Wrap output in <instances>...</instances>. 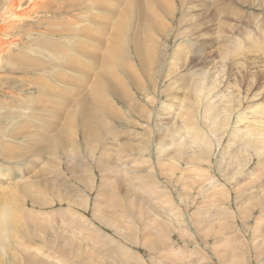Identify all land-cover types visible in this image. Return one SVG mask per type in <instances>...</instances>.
Returning <instances> with one entry per match:
<instances>
[{
	"label": "rangeland",
	"instance_id": "1",
	"mask_svg": "<svg viewBox=\"0 0 264 264\" xmlns=\"http://www.w3.org/2000/svg\"><path fill=\"white\" fill-rule=\"evenodd\" d=\"M41 1L54 4L53 0H24L27 3L16 14L30 17V10H26L30 7L41 14L47 10L40 9ZM104 1L62 0L64 6L51 5L46 16H36L38 20L19 22L14 16H6L0 22L6 35L0 38V170H7L6 176L0 174V179L6 181L0 183V194L4 192L0 195V229L5 230L0 236V264H264V121L260 120L263 116L256 115V108L260 113L264 111V9L256 6V0L253 4L226 0V4L231 1L235 11L227 9L225 0L221 6L212 1L207 10L214 16L204 20L198 19L201 8L194 7L201 0H173L174 17L167 19L168 15L163 14L167 20L154 21L165 30L164 34L148 29L153 46L149 41L144 46L147 71L154 62L156 65L155 72L147 73L134 59L132 38L139 29L132 30V23L121 29L118 22L122 14L127 16V0ZM258 2L264 4L263 0ZM65 3L74 4L76 11L65 14L69 10ZM105 7L114 14L109 15ZM3 9L6 6L0 5ZM200 21L213 25L190 30ZM116 27L129 29V43L123 33L113 39ZM83 28L91 42L84 37ZM100 28L101 35L97 36ZM186 30H190L189 35H182ZM93 33L98 39H93ZM109 39L115 41L110 44L115 64L103 62L104 68L96 73L112 85L113 92L106 87L91 88L96 74L88 65L93 61L101 64L100 58H108L94 47L99 40L105 51ZM181 41L185 51L180 48L182 53L177 52L176 58L179 62L180 56L186 59L194 84H199L197 78L206 72L208 78L223 70L218 89L206 92L204 99V93L200 94L197 102L193 82L182 81L181 73L176 76L179 79L167 80L165 76L171 53ZM222 41L232 48L239 45L244 53L235 60L221 62ZM195 44L197 47L191 51ZM256 45L261 55H257ZM18 53L25 55V69L9 73L14 68L6 60ZM205 55L213 63L205 69L194 66ZM70 56L78 58V65H73H80L79 74L69 71L66 62ZM89 56L94 60H85ZM50 65L57 68L50 69ZM83 72L89 77L84 78ZM5 75L10 78L9 85L3 82ZM127 75L139 80V86ZM82 96L86 99L81 100ZM215 96L220 104L212 103L208 115L205 106ZM90 98L99 105L96 115L88 105ZM80 102H86V117L81 116L82 106L76 105ZM165 105L172 109L163 114ZM161 131L165 137L160 136ZM256 133L263 135L262 141ZM187 134L204 139L198 145L193 142V146ZM175 138H180L178 147V142L171 144ZM200 143L207 149L202 145L201 149ZM49 165H54L55 174H51ZM139 170L144 176L140 183L133 179ZM18 173L24 185L16 183ZM9 212L17 216H9L10 222L3 224Z\"/></svg>",
	"mask_w": 264,
	"mask_h": 264
},
{
	"label": "bare ground",
	"instance_id": "2",
	"mask_svg": "<svg viewBox=\"0 0 264 264\" xmlns=\"http://www.w3.org/2000/svg\"><path fill=\"white\" fill-rule=\"evenodd\" d=\"M27 2H30V1H32V0H26ZM61 1L62 0H58V1H56V0H53L52 2L54 3V4H50L48 1H41L40 3H41V7H40V9H42V10H48V8L52 5V7L53 6H55L56 5V8L58 7V5L59 6H64V4L62 5V3H61ZM82 1H84V0H82ZM86 1H88V0H86ZM107 1V2H106ZM118 2L119 1H121V0H117ZM122 1H124V0H122ZM202 2L200 3V4H195V5H197V6H194V7H196L195 9H198V8H201V14H198L200 17L198 18V19H201V18H204V20H205V18L206 17H211V16H214L213 14H211L210 13V11L209 10H207V6L212 2V1H216L217 2V4L219 5V6H221V5H224L223 4V0H201ZM234 1V0H233ZM248 1H249V3H252L254 0H246V3H248ZM264 1V0H263ZM3 2V3H2ZM24 2V0H0V5H5L6 6V10L5 9H3V12L0 10V22H3L4 21V17H10V16H14V18H16V19H18V20H21V21H19V22H25L26 20H27V18H30V19H33V20H38L37 19V17L36 16H46L47 14H46V11H44V12H41V14H40V12H35L34 13V8H32V7H30V8H27L26 10H30V17H23V16H21V15H17L16 14V12H17V10L21 7V6H23V5H25L26 3H23ZM195 2H197V1H195ZM231 2V1H230ZM229 2V4L227 3L226 4V0H225V6L227 7V9L228 10H234V6L231 4ZM235 2V1H234ZM233 2V3H234ZM238 2V1H237ZM255 2V1H254ZM253 2V3H254ZM257 2V3H256ZM256 6L257 5H259V7L260 8H262V9H264V4L262 3V4H260L259 2H258V0H256ZM85 3V2H84ZM84 3H83V5H84ZM188 3H190V2H188ZM194 3V2H193ZM199 3V2H198ZM252 3V4H253ZM103 4H109L108 3V0H105L104 2H103ZM126 4H127V7H126V9H124V12L126 13V15L127 16H123V14H122V16L120 17V19H118V22L120 23L119 25H120V28L121 29H124L123 27L126 25V24H128V23H132V24H134V26H132L131 27V29L132 30H137V29H139V34L136 36V34H134L133 35V38H132V48H133V52H134V59L136 60V62L138 63V65H139V68H141V70L142 71H147V69L149 68H147L146 66H147V64H146V59H145V56H144V50H145V45H146V43L149 41V35H148V31L150 30V31H152L153 33H156V32H158V33H162V34H164V29H161L160 30V28H159V26L154 22V21H156V20H158V18H159V20H162V19H166L164 16H162L163 14H167L168 15V18L167 19H172L173 17H174V10H173V8H172V6H173V0H127V2H126ZM143 4H144V6H145V8L143 7ZM167 4V5H166ZM169 4V5H168ZM65 5H68L67 7H68V9L69 10H67V11H65V14L66 13H70V12H73V11H76V6L74 5V4H72V3H65ZM99 5V4H98ZM235 5V4H234ZM124 6V5H123ZM186 6V5H185ZM188 6V5H187ZM191 6H192V4H191ZM193 6L191 7V8H193ZM233 6V7H232ZM3 7V6H2ZM51 7V8H52ZM99 7V6H98ZM190 7V6H189ZM50 8V9H51ZM186 8V7H185ZM183 9L184 11L186 10V9ZM49 9V10H50ZM80 9V8H79ZM98 9V8H97ZM187 9H188V7H187ZM255 9V8H254ZM93 10H95V9H93ZM105 11H107V12H109V15H112V14H114V13H112L111 11H114V10H112V9H109V8H106L105 7V9H104ZM132 10L134 11V16L132 17L131 16V12H132ZM149 11V13H148V11ZM69 11V12H68ZM147 12L148 14L144 17V19H143V21L141 22V20H142V18H143V15H144V13L145 12ZM187 11V10H186ZM235 11V10H234ZM107 12H105L106 14H107ZM115 12V11H114ZM150 12L151 13H154L155 14V16H152L151 14H150ZM193 12H195V11H193ZM193 12H191V13H193ZM12 13H14V15L12 14ZM118 13V12H117ZM157 13V14H156ZM190 13V12H189ZM188 13V14H189ZM197 13V12H196ZM12 14V15H11ZM79 14V13H78ZM176 14V13H175ZM88 15V14H87ZM191 15V14H190ZM189 15V16H190ZM196 14L194 13V16H195ZM243 16H244V14H242ZM250 15V14H249ZM248 15V16H249ZM51 16V15H50ZM69 16V15H68ZM114 16V15H113ZM242 16V18L244 19V17ZM79 17V16H78ZM111 17V16H110ZM110 17H108V19H110ZM197 17V16H196ZM25 18V19H24ZM107 18V17H106ZM185 18V17H184ZM183 18V19H184ZM192 18H193V20H196V18H194L193 17V15H192ZM212 18V17H211ZM250 18V17H249ZM71 19V18H70ZM88 19V18H87ZM101 19V18H100ZM105 19V18H104ZM114 19V18H113ZM166 19V20H167ZM182 19V18H181ZM210 19V18H209ZM68 20V19H67ZM92 20H93V17H92ZM192 20V21H193ZM68 21H70V20H68ZM76 21V20H75ZM87 21V20H86ZM89 21V20H88ZM101 21H102V19H101ZM117 21V20H116ZM183 21V20H182ZM202 21H203V19H202ZM209 21H212V19H210ZM242 21H244L245 22V19L244 20H242ZM92 22V21H91ZM95 22V21H94ZM96 22H98V20L96 19ZM195 23V22H194ZM199 23V22H198ZM89 24V23H88ZM91 24V23H90ZM94 24V23H93ZM92 24V25H93ZM97 24V23H96ZM99 24V23H98ZM97 24V25H98ZM117 24V23H116ZM203 24H210L209 22H201L200 21V24H197V25H195L194 27H191V25H190V30H192V29H194V28H196V27H198V26H201V25H203ZM75 25H77L76 23H75ZM210 25H213V24H210ZM23 26V25H22ZM115 26V25H114ZM24 27V26H23ZM76 27V26H75ZM86 27V26H85ZM88 27V26H87ZM86 27V28H87ZM96 27V26H95ZM218 28H220L219 27V25L217 26ZM262 27V26H261ZM261 27H259V29L261 28ZM32 27H27L26 29H31ZM77 28V27H76ZM85 28V29H86ZM89 28H91V27H89ZM120 28H118V27H116L115 28V33H114V35L112 36L113 37V39L115 38V37H117V36H120L121 35V33H123V39L126 41V42H128L129 43V37H128V33H127V31H129V29H127L126 31L125 30H121ZM217 28V29H218ZM69 29V28H68ZM94 28H92V31H94L93 30ZM149 29V30H148ZM188 29V28H187ZM257 29H258V27H257ZM256 29V30H257ZM258 29V30H259ZM5 29L2 27V26H0V38L1 37H5L6 35H5V32H3ZM83 30H84V28H83ZM82 30V31H83ZM87 30V29H86ZM91 30V29H90ZM89 30V31H90ZM190 30H186V32L185 33H182V35H186V34H188V32L190 31ZM222 29H220V31H221ZM237 30H239V28H237ZM260 30H262V28L260 29ZM69 31V30H68ZM97 31V30H96ZM96 31H95V33H96ZM215 31V30H214ZM218 31H219V29H218ZM219 31V32H220ZM73 32V31H72ZM75 32V31H74ZM84 32V35L86 34H88L87 33V31H83ZM83 32H82V34H83ZM86 32V33H85ZM101 32V28H100V31H99V33ZM143 32V33H142ZM213 32V31H212ZM257 32V31H256ZM262 33H263V31H261ZM98 33V35L97 36H100L101 35V33L99 34ZM75 34V33H74ZM89 34H91L90 32H89ZM94 34V33H93ZM97 34V33H96ZM96 34H94V37L93 36H91V37H93V39H95V37H96V39H98L97 38V36H95ZM237 34V33H236ZM239 34V33H238ZM257 34H258V32H257ZM259 34H261V33H259ZM81 35V34H80ZM84 36V37H87V39H88V36ZM105 35V34H104ZM189 35V34H188ZM262 35V34H261ZM260 35V36H261ZM75 36V35H74ZM139 36H141V37H139ZM193 36V35H192ZM81 37H83L82 35H81ZM90 37V36H89ZM90 37V38H91ZM187 37V36H186ZM194 37V36H193ZM257 37V36H256ZM195 38V37H194ZM260 38V37H259ZM60 39H61V37H60ZM83 39V38H82ZM92 39V40H93ZM113 39H109L107 42L109 43V46L107 47V49L104 51V47L103 46H101V43H100V41L98 40H96V46L94 47L96 50H102L103 51V55L102 56H108V58H106V60H105V58L103 57V58H100V61L102 62L101 64L99 63V61H96V62H94L93 60H94V58H93V60H92V56H93V50L91 49V47L89 48V45L90 44H88V43H86V44H88L87 46H85V47H87V48H89V49H91V54H92V56H91V54H90V52H89V55L91 56H89L90 57V59H89V57H88V59H85V60H89V61H93L91 64H88V65H90V68H93V71H95V74L96 75H94V79L93 80H95L94 81V86H92L91 85V88L92 89H95V90H97L98 89V87L100 86V87H106L107 88V90H109L110 92H113V89H112V85L110 84V83H108V82H106V81H104V80H102V79H100L99 78V76H98V74L96 73L99 69H103L104 68V63L103 62H105V63H107V64H109L110 66H113L114 64H115V61H113V57H112V55L114 54V50H110V44H113V43H115V41H113ZM189 39H191V38H189ZM196 39V38H195ZM195 39H194V41H195ZM35 40V39H34ZM192 40V39H191ZM37 41V40H36ZM87 41H89V39L87 40ZM93 41H95V40H93ZM186 41V40H185ZM196 41H197V39H196ZM257 41V40H256ZM264 41V40H263ZM33 42V41H32ZM89 42H91V41H89ZM182 42H184V41H181L179 44L177 43V47L173 50V53H171L172 55H171V58H170V60H171V62H168V67L167 68H165L166 69V72H165V76H166V78H167V80H168V78H174V79H176L177 77V75L179 76L180 74H178V73H181L182 75L181 76H179L181 79H182V81H184L183 79H185V81H186V83L188 82L189 84L191 83V82H193L194 80H193V75L189 72V66L188 65H186V59L185 58H183L182 56H180V59H181V62H179V60H178V58H176V53L177 52H179V49L181 48L182 49V47L184 46L183 44H182ZM223 43H224V45L222 46V50H223V56H222V58L220 59L221 60V62H223L224 60H227V59H233V60H235L236 58H239V56L240 55H242V53H244L242 50H241V47H239V45H237L236 46V48H235V46H233V48L228 44V45H226L227 43L226 42H224V41H222ZM258 42V41H257ZM256 42V43H257ZM33 43H36V42H33ZM79 43H81V42H79ZM84 44H85V42H83ZM93 43V42H92ZM149 43H150V45H152L153 46V42L152 41H149ZM194 43V42H193ZM259 43L261 44L262 42H260L259 41ZM75 44V43H74ZM78 44V43H77ZM197 44V43H196ZM194 45V46H192V48H191V51L192 50H194L196 47H197V45ZM83 45V44H82ZM257 45H259V44H257ZM256 45V53H258L257 55H261V49L258 47ZM78 46H80L81 47V45L80 44H78ZM92 46V45H91ZM80 47H78V48H80ZM67 48H69V47H67ZM84 48V47H83ZM93 48V49H94ZM185 48V47H184ZM75 49V48H74ZM82 49V48H81ZM24 50V49H23ZM71 50V49H70ZM86 50V49H85ZM95 50V51H96ZM185 51V49H182L181 51ZM187 50V49H186ZM26 51V50H25ZM67 51H69V50H67ZM76 51H78V50H76ZM87 51V50H86ZM90 51V50H89ZM183 51V52H184ZM71 52V51H70ZM74 52H75V50H74ZM79 52H82V51H80L79 50ZM117 52V51H116ZM190 51L189 50H187V53H189ZM249 52H250V50H249ZM252 52V51H251ZM250 52V53H251ZM31 53V51H27L26 52V54H30ZM61 53V52H60ZM120 54H122L123 52H119ZM175 53V54H174ZM179 53H182V52H179ZM187 53H185V55H187ZM17 54V53H16ZM16 54H12L7 60H6V64H8V65H12L13 66V68H14V71L13 72H9V73H12V74H14L15 73V71H17V72H21V71H23L25 68L23 67L24 65H22V61H23V59H22V56H25L24 54L23 55H21L20 56V54L18 53V55H16ZM82 54V53H81ZM81 54L79 55V56H81ZM85 54H87V53H85ZM96 54H98V53H96ZM252 54V53H251ZM77 55V54H76ZM88 55V54H87ZM178 55V54H177ZM181 55H184V53L183 54H181ZM244 55H246V54H244ZM60 56L61 55H58V57H57V59H59L60 58ZM179 56V55H178ZM71 57V59L70 58H68V60H67V62H66V65H67V67H68V69H69V71H72L73 73H75V74H79L80 73V69L81 68H79V66L78 67H75L73 64H77L78 62L77 61H75V59L77 60L78 58H72V56H70ZM75 57V56H74ZM170 57V56H169ZM183 59H182V58ZM186 57V56H185ZM83 58H85V57H83ZM241 58V57H240ZM80 59V58H79ZM97 59V58H96ZM102 59V60H101ZM169 59V58H168ZM243 59H245V58H243ZM248 59V58H247ZM84 59L82 60V61H85ZM183 60V61H182ZM223 60V61H222ZM239 60H241V59H239ZM230 61H232V60H230ZM30 62H32V61H28V64L30 63ZM236 62H238V60L236 61ZM82 63H85V62H81V64ZM208 63H209V65H210V63H213V61L212 60H209V57L208 56H202L198 61H196V62H194L193 64H194V66H200L202 69H205L206 67H208ZM227 63V62H226ZM34 64H37V62H35L34 61ZM99 64H100V67H99ZM154 64H155V62H154ZM154 64H153V67L152 68H150L148 71H147V73H149V71L151 70V71H154L155 72V66H154ZM78 65V64H77ZM84 65V64H83ZM85 65H87L86 63H85ZM85 65H84V67L83 66H81V67H83V68H85ZM122 65V64H121ZM156 65V64H155ZM228 65V64H227ZM231 65V64H230ZM119 66H120V64H119ZM222 66H223V68L224 67H226V64H223L222 63ZM232 66V65H231ZM22 67V68H21ZM51 67H53V68H57V66L56 65H50V69H51ZM79 68V69H78ZM86 68H87V66H86ZM85 68V69H86ZM147 68V69H146ZM84 69V70H85ZM88 69H89V66H88ZM124 69V68H123ZM239 70L238 71H240V68H238ZM221 71L219 72V74L218 75H216V76H214L213 74H210L211 75V77H208L207 78V76H205V74H207V75H209V73H205V74H202L201 76H199L198 78H197V81L199 82V84H194V82H193V87H194V93H196L195 95L197 96V100L195 99V98H193L192 97V100L194 101V100H196L195 102H197V101H200L201 99V97L199 96L200 94H203L204 93V95L202 96V99H204V98H206L207 97V94H206V92L208 93V92H210V91H215L216 89H218V87L222 84V79H223V76L222 75H220V74H222V68L220 69ZM237 70V69H236ZM86 71V70H85ZM92 71V72H93ZM124 71V70H123ZM184 71H185V73H184ZM237 71V72H238ZM28 72V71H27ZM88 72H90V71H88L87 70V72L86 73H88ZM132 72H134L133 70H132ZM132 72H130L128 75H130ZM85 75H83L84 76V78H85V76H87L86 75V73L85 72H83ZM128 73V72H127ZM142 74V73H141ZM241 74V73H240ZM257 74V73H256ZM58 76H59V74H57ZM80 75H82V71H81V74ZM127 75V76H128ZM131 76V75H130ZM89 77V74H88V76H87V78ZM129 77V76H128ZM258 77V76H257ZM67 78L69 79V76H67ZM82 79H83V77H81ZM81 78H79V82L81 81L80 79ZM91 78V77H90ZM170 78V79H171ZM4 83H6V85H9V83H10V78H9V76L7 75H5L4 76ZM62 79V78H61ZM61 79H59L60 81H61ZM129 79H131V80H134V79H132V78H130L129 77ZM135 79H138V78H135ZM177 79H179V78H177ZM261 79H263V78H261ZM67 80V79H66ZM70 80V79H69ZM76 80V78H74V82H76L75 81ZM83 80H85V79H83ZM82 80V82H84ZM258 80V79H257ZM86 81V80H85ZM88 81V80H87ZM130 81V80H129ZM134 81H136V80H134ZM134 81H132V82H134ZM181 81V80H180ZM261 81H263V80H261ZM61 82H63V81H61ZM72 82V81H71ZM70 82V84H73V83H71ZM96 82V83H95ZM139 82V80L138 81H136V86H139V85H137V84H139L138 83ZM141 82V81H140ZM173 82H174V80H173ZM2 83V82H1ZM81 83V82H80ZM92 83H93V81H92ZM142 83V82H141ZM140 83V84H141ZM150 83V82H149ZM184 83V82H183ZM66 84V83H65ZM68 84V83H67ZM88 84V83H87ZM89 84H91V83H89ZM259 84V83H258ZM74 86H75V83L73 84ZM77 85L78 84H76V86L75 87H77ZM80 85H83V84H80ZM78 86L79 88L81 87V86ZM145 85H147V84H145ZM70 86V85H69ZM84 86V85H83ZM142 86H144V85H142ZM183 86V85H182ZM145 87V86H144ZM143 87V88H144ZM189 86H185L184 88L186 89V88H188ZM66 88H67V86H66ZM141 88V87H140ZM56 89V88H55ZM75 89V88H74ZM81 89V88H80ZM7 90V89H6ZM58 90V89H57ZM144 90V89H143ZM30 91V90H29ZM59 91H61V90H59ZM68 91V90H67ZM69 91H70V93H71V90L69 89ZM75 91H77L76 89H75ZM78 92V91H77ZM80 92V91H79ZM81 92H82V90H81ZM80 92V93H81ZM40 93H42L41 91H40ZM57 93H59V92H57ZM3 94V93H2ZM76 94V93H75ZM75 94H73V95H75ZM5 95V94H4ZM54 95V94H53ZM71 95H72V93H71ZM78 94H76V96H77ZM219 95V94H218ZM45 97V96H44ZM79 97H81V96H79ZM92 97V96H91ZM195 97V96H194ZM221 97H222V95H221ZM54 98H56V97H54ZM67 99V98H66ZM77 99V98H76ZM82 99H86V98H83V96H82V98H81V100ZM68 100V99H67ZM72 100H73V97H72ZM71 100V101H72ZM146 100V99H145ZM238 100V99H237ZM236 100V103L238 102ZM45 101H47V103H52L51 102V100L49 101L48 99H46L45 98ZM68 101H70V100H68ZM75 101H78V100H75ZM217 101H219L218 103H217ZM79 102V101H78ZM91 102V103H90ZM90 102L88 103V105L89 106H92L91 108H94V114L93 115H96V113H97V110L99 109V105L92 99V98H90ZM130 102H133V104L135 105V103H134V101H130ZM214 102H216L217 104L216 105H218L219 106V104H220V98L219 99H217V97L215 96L214 97V100L213 101H209L208 103H207V106H205V107H207L206 109H204L205 111V113L207 114L208 113V115H211V113H212V109H211V107H212V103H214ZM242 102V101H241ZM38 103H40V102H38ZM68 103V102H67ZM74 103H76V102H73V104ZM177 103H180V100H178L177 101ZM42 104V103H41ZM69 104H71V103H69ZM68 104V105H69ZM239 104V103H238ZM237 104V105H238ZM76 105H80V106H82V110H81V116L82 117H86V114L88 113L87 112V110H86V102H80L79 104L77 103ZM131 105V104H130ZM240 105H242L241 103H240ZM73 106V105H72ZM235 106V105H234ZM74 108H75V106H74ZM236 108V107H235ZM136 109V108H135ZM138 109V108H137ZM136 109V110H137ZM164 109V110H163ZM171 109H172V106H170V105H165V106H162V111H164L163 112V114L165 113H167V112H169V111H171ZM192 110V109H191ZM218 110V109H217ZM240 110V109H239ZM75 111V110H74ZM131 111H132V109H131ZM135 111V110H134ZM133 111V112H134ZM139 111V110H138ZM138 111H136V112H138ZM238 111V110H237ZM192 112H193V110H192ZM220 112V111H219ZM153 113V112H152ZM57 114H59V113H57ZM140 114V113H139ZM161 114V113H160ZM232 114V113H231ZM56 115V114H55ZM132 115V114H131ZM256 115H258V117H259V115H261V116H263V117H261V121H264V111L263 112H261L260 113V110H259V108H256ZM146 116V115H145ZM152 116V115H151ZM56 117H57V115H56ZM58 117H59V115H58ZM89 117V116H88ZM164 118V117H163ZM257 118V117H256ZM260 118V117H259ZM161 119V118H160ZM239 120H238V122L240 123H242V121L240 120V118H238ZM130 121V120H129ZM63 122H64V120H63ZM153 122V121H152ZM237 122V123H238ZM258 122V121H257ZM238 123V124H239ZM93 124V123H92ZM261 124V123H260ZM82 125V124H81ZM191 125V124H190ZM190 125H188V128H189V126ZM22 126V125H21ZM61 127L63 126L62 124L60 125ZM137 126V125H136ZM249 126V125H248ZM60 127V128H61ZM88 127V126H87ZM250 127V126H249ZM188 128L186 129V131L188 130ZM247 128V127H246ZM258 128V127H257ZM261 128V127H260ZM21 129V128H20ZM24 129V128H23ZM94 129V128H93ZM131 129V128H130ZM151 129H153V128H151ZM209 129V128H208ZM249 130V129H248ZM69 131H70V129H69ZM72 131V130H71ZM158 131H160V130H158ZM208 131H211V130H208ZM255 131V130H254ZM259 132H257V133H260V130H258ZM48 132V131H47ZM150 132H152V131H150ZM162 132V131H161ZM160 132V136H162V134L164 133V132H162L161 133ZM202 132V131H201ZM206 132V131H205ZM121 133V132H120ZM129 132H127V134H128ZM135 133V132H134ZM133 133V134H134ZM256 133V137L258 136V137H260L258 140L260 141L261 140V137L263 136H261L260 134H257ZM46 134V133H45ZM202 134H203V132H202ZM59 135V134H58ZM136 136H138L137 134H135ZM134 135V136H135ZM165 135L166 134H164L163 136L165 137ZM131 136V135H130ZM154 136V135H153ZM162 136V137H163ZM187 138H189L190 139V142H191V144L193 143V142H195L196 144H197V142L198 141H200V140H202V139H204L203 137H200V139H199V136L197 135V134H187V135H185ZM252 136V135H251ZM59 138H61V136H58ZM257 137V138H258ZM131 138V137H130ZM132 138H133V136H132ZM137 138V137H136ZM156 138V137H155ZM62 139V138H61ZM137 139H139V138H137ZM163 139V138H162ZM185 139V138H184ZM263 139V138H262ZM172 140V139H171ZM262 141V140H261ZM263 141H264V139H263ZM57 142V141H56ZM136 142H138V140L136 141ZM159 142V141H158ZM175 142L177 143V144H175ZM71 143H73L74 144V142H71ZM157 143V142H156ZM173 143L175 144V145H177V147L178 146H180V138H175L174 140H172L171 141V144L173 145ZM139 144V143H138ZM142 144V143H141ZM194 144V143H193ZM192 144V145H193ZM260 144V143H259ZM262 144H264V142H262ZM163 145V144H162ZM165 145V144H164ZM174 145V146H175ZM198 145V144H197ZM204 146V149L207 147L205 144H201L200 143V145L199 146ZM65 146V145H64ZM122 146V145H121ZM194 146V145H193ZM198 146V147H199ZM201 146V147H202ZM40 147V146H39ZM66 147V146H65ZM74 147V146H73ZM160 146H158V148H159ZM168 147V146H167ZM200 147V148H201ZM261 147V146H260ZM139 148L141 149V147L139 146ZM263 148H264V146H263ZM40 149H41V151L40 152H42V148L40 147ZM73 149V148H72ZM194 149V148H193ZM201 149H203V147L201 148ZM207 149V148H206ZM210 149V148H209ZM162 150H164V148L162 149ZM139 151V150H138ZM157 151V150H156ZM176 151V150H175ZM257 151H259L258 150V148H257ZM256 151V152H257ZM159 152H161L160 150H159ZM162 153H164V152H162ZM172 153H173V151H172ZM176 153V152H175ZM262 153V152H261ZM261 153H259L258 152V154L257 155H259V154H261ZM264 153V152H263ZM158 154V156H160L161 154L160 153H157ZM160 154V155H159ZM172 155V154H171ZM264 155V154H263ZM75 157V156H74ZM141 157V156H140ZM71 158V157H70ZM113 158V157H112ZM129 158V157H128ZM134 158V157H133ZM158 158V157H157ZM160 158V157H159ZM258 158V157H257ZM124 159V158H123ZM136 159V158H135ZM138 159V158H137ZM143 159V158H142ZM172 160V159H171ZM174 160V159H173ZM70 161H71V159H70ZM105 161H106V159H105ZM125 161H129V160H125ZM142 161V160H141ZM30 162V161H29ZM73 162V161H72ZM71 162V163H72ZM77 163H80V161L78 160V161H76ZM109 162V161H108ZM117 162V161H116ZM123 162V161H122ZM131 162V161H130ZM158 162V161H157ZM74 163V162H73ZM30 164H34V163H32V162H30ZM125 166H126V164H124ZM50 166V168H51V174H55L56 173V168L54 167V165H49ZM81 166V165H80ZM99 166V165H98ZM98 166H97V168H98ZM119 166V165H118ZM121 166V165H120ZM38 167V166H37ZM75 167H77V166H75ZM123 168H124V166H122ZM127 168L126 169H128V166H126ZM121 168V167H120ZM123 168H121L122 170H123ZM111 169V168H110ZM125 168H124V170L122 171V173H123V175H125V176H127V170H126ZM140 169V168H139ZM49 170V169H48ZM55 170V171H54ZM113 169H111V171H112ZM128 171H130V169H128ZM0 174L2 175V176H6L7 175V170L6 169H3V170H0ZM120 172V171H119ZM155 172V171H154ZM91 173V172H90ZM143 173V172H142ZM137 174V175H136ZM134 173V176H133V179H135V180H138L139 181V183L141 182V179L144 177V176H142V174H141V171L139 170L137 173ZM141 174V175H140ZM61 175V174H60ZM140 175V176H139ZM144 175H146V174H144ZM15 178H19V180L16 182V183H19L18 185H24L25 184V182L24 181H22V179H23V177H22V174L21 173H18V175L17 176H15L14 177V179ZM145 178H147V177H145ZM150 178V177H149ZM56 177H55V182H56ZM83 180V179H82ZM1 182H6V181H4V180H1L0 179V183ZM5 185H8V184H5ZM141 189H142V187H140ZM78 189V188H77ZM62 190V189H61ZM74 190V189H73ZM73 190H72V192H73ZM226 190V189H225ZM0 191H1V189H0ZM63 192V191H62ZM2 193H4V192H1V194L0 195H3ZM61 193V192H60ZM77 193V192H76ZM240 193V192H239ZM243 194V193H242ZM69 197H71V196H69ZM77 197V196H76ZM75 197V198H76ZM79 197V196H78ZM73 198V197H72ZM60 199V198H59ZM69 199H71V198H69ZM77 199V198H76ZM71 200H73V199H71ZM78 200H81V199H79L78 198ZM74 201V200H73ZM82 201V200H81ZM170 201V200H169ZM75 202V201H74ZM72 203V202H71ZM75 205V204H74ZM246 205V204H245ZM76 206H77V204H76ZM177 206V205H176ZM180 206V205H179ZM244 207V206H243ZM148 211V210H147ZM97 213V212H96ZM101 213V212H100ZM122 213V212H121ZM146 213V212H145ZM171 213V212H170ZM102 214V213H101ZM123 214V213H122ZM15 217V216H17V214L16 213H13V212H9V215H4V221H3V224H7L8 222H10V217ZM125 216V215H124ZM211 220H212V218H211ZM210 220V221H211ZM213 223V222H212ZM211 223V224H212ZM132 225V224H131ZM213 225V224H212ZM73 226V225H72ZM72 228V227H71ZM77 228V227H76ZM91 228V227H90ZM77 229H79V228H77ZM94 229H97V228H94ZM89 230H91V229H89L88 228V231ZM1 231H5V230H3V229H0V236H1ZM84 231V230H83ZM85 231H87V230H85ZM92 231H94V230H92Z\"/></svg>",
	"mask_w": 264,
	"mask_h": 264
}]
</instances>
